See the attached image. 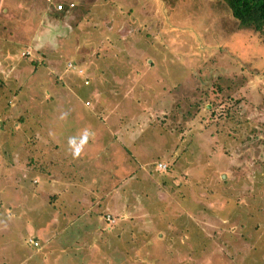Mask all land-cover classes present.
Wrapping results in <instances>:
<instances>
[{"label":"rangeland","instance_id":"1","mask_svg":"<svg viewBox=\"0 0 264 264\" xmlns=\"http://www.w3.org/2000/svg\"><path fill=\"white\" fill-rule=\"evenodd\" d=\"M56 1L0 0V264H264V38L217 0Z\"/></svg>","mask_w":264,"mask_h":264},{"label":"trees","instance_id":"2","mask_svg":"<svg viewBox=\"0 0 264 264\" xmlns=\"http://www.w3.org/2000/svg\"><path fill=\"white\" fill-rule=\"evenodd\" d=\"M52 1L53 2L47 1V4L53 3L52 4V10H54L55 12L52 16L54 18L56 17L57 19H59L60 16H64L66 8L63 5L62 10H57L55 5L58 2L57 1L54 2V0H52ZM217 1H220V2L224 3L225 6H227L232 17L237 21L238 29L255 32L264 38V0H217ZM70 63H72V62H70ZM147 63H148V61H147ZM72 64L75 67L79 66V65L75 64L74 62ZM207 91H208V89L199 93L198 95H195V94H192V95L195 96L197 99H198V97L199 98L201 97L202 99H204L202 101L210 99L211 101H208V102L211 104V107L213 108L214 105L216 104V103H214V101H217L216 99H218V101L221 100L220 97L218 96V94L219 93L223 94V90L217 88L218 92L217 91L215 93L212 92L211 94H209ZM190 95H191V93H190ZM197 99L195 100V102L193 104L190 105V108H192V106H193V108L195 109L193 111V115H194V112H196L197 110L200 109V103H199V100H197ZM174 104H175V102H174ZM172 108L174 109V106H172ZM190 112H192V111H189V113ZM173 115H175V112L173 113ZM32 241H36V240L32 239ZM30 243H32V242H30Z\"/></svg>","mask_w":264,"mask_h":264},{"label":"built area","instance_id":"3","mask_svg":"<svg viewBox=\"0 0 264 264\" xmlns=\"http://www.w3.org/2000/svg\"><path fill=\"white\" fill-rule=\"evenodd\" d=\"M47 1H50V2H53L52 0H47ZM69 6H73V3H69ZM56 9L57 10H62L63 9V4L62 3H57L55 5ZM68 68L71 69V70H74L75 73H77L78 75H84V70L81 68V67H75L73 66L72 63H68ZM84 83H88V80L87 79H84ZM86 103H88L86 101ZM166 166V164L164 163H158L157 164V167L158 169H164ZM107 219H109V217L107 216ZM30 242H32L34 245H37L38 243L36 241H32V239L29 240Z\"/></svg>","mask_w":264,"mask_h":264},{"label":"crops","instance_id":"4","mask_svg":"<svg viewBox=\"0 0 264 264\" xmlns=\"http://www.w3.org/2000/svg\"><path fill=\"white\" fill-rule=\"evenodd\" d=\"M69 3H73V2H69ZM69 3H67V7H68V9H72L73 7H74V5L73 6H69ZM53 4V3H52ZM74 4V3H73ZM50 7H51V4H48ZM109 28H113L112 26L111 27H109ZM148 67H151V66H149V64H148ZM83 76H85V77H88V76H86V73H84V75ZM117 79H119V77L117 78ZM128 84V83H127ZM132 92V91H131ZM124 99H126V97H124ZM131 111L133 112L134 110L131 108ZM112 127H116L115 125H112ZM110 128L109 127V129H110V131H111V133L112 132H114V129L113 128ZM122 133H124L125 135H126V131H125V129L122 131Z\"/></svg>","mask_w":264,"mask_h":264}]
</instances>
